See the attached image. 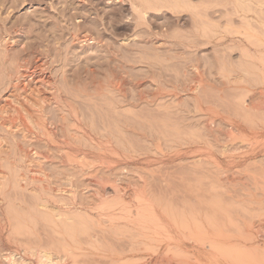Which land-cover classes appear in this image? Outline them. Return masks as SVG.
Returning a JSON list of instances; mask_svg holds the SVG:
<instances>
[{"label":"rangeland","instance_id":"rangeland-1","mask_svg":"<svg viewBox=\"0 0 264 264\" xmlns=\"http://www.w3.org/2000/svg\"><path fill=\"white\" fill-rule=\"evenodd\" d=\"M182 1V10H186L179 16L169 10L165 16L152 17V26L168 44L157 48L142 32V36H137L127 26V5L115 0H0V105L12 103L5 96L12 88V80L22 73L19 70L24 76L36 80L43 76L56 84L72 107L47 106L50 130L56 134L55 140L50 141L54 145L50 144L52 149H48L45 142H39L38 147L50 150L52 161L57 157L59 162L63 150L88 151L89 162L104 161L97 170L89 168V162L82 167L56 168L51 162L46 164V169L50 165L49 172L62 171L76 184L79 182L85 187V195L95 197L99 189L92 179L106 183L105 196L109 200L116 199L113 185L146 186L152 197H158L162 185L174 187L181 181L212 188L227 203L237 201L233 206L249 208L255 199L254 205L264 203V109L256 112L253 108L254 101L264 95V73L258 60L242 57L238 43H224L238 37L252 48L264 50V0H189L191 6ZM113 12L118 13L120 26L123 25L118 30L109 27ZM78 28L90 31L94 39L75 41L73 33ZM126 33L135 36L121 41ZM3 36L13 37L8 50ZM176 39L197 43L199 47L183 46ZM24 82L20 85L24 86ZM43 86L39 85L40 94L47 93ZM250 141L257 145L255 151ZM14 170H10L11 175ZM223 177L235 184V192L228 190L230 184L223 182ZM19 190L11 189L9 200L21 197L36 209L40 197ZM243 199H248L247 203ZM19 209L20 218H33L29 221L37 226L46 222L41 213L37 215L38 208ZM260 211L264 217V211ZM51 231L47 232L56 239L65 230Z\"/></svg>","mask_w":264,"mask_h":264},{"label":"bare ground","instance_id":"bare-ground-1","mask_svg":"<svg viewBox=\"0 0 264 264\" xmlns=\"http://www.w3.org/2000/svg\"><path fill=\"white\" fill-rule=\"evenodd\" d=\"M115 1L127 5L129 11L126 12L127 15L124 18H126L127 26L131 27L134 34L138 36L142 32L144 36L146 35L147 40H150L152 45L157 48L167 43L165 42L166 39L164 40V37H161V32L152 26V17L165 16L169 10L174 11L176 14L181 13L184 9L186 10V8L182 10L184 3L182 0ZM185 3L191 6V1L185 0ZM29 7L32 6L29 5ZM121 9L124 10L122 7ZM191 15L192 17L194 16L192 11ZM119 19L118 13L113 12L109 27L115 30L123 27V25L120 26L121 21ZM197 19L199 20V18ZM78 24L80 25V23ZM81 30L79 29V31L77 30L73 33V39L75 41L78 40L83 43L94 39L90 31ZM203 32L205 33V31ZM134 36L126 33L120 37V40L127 42ZM139 36H142V34ZM12 39V36H3L2 42L5 44V50H8L7 45ZM243 40L236 37L230 38L224 43H233V45L238 43L242 49V57L246 60H258L263 74L264 50L254 49ZM193 41L195 42V40ZM193 41L189 42L193 43ZM130 43L132 44V42ZM177 43H183V46L192 48L199 47L197 43L189 44L179 40H177ZM261 53L262 55H260ZM256 66L258 67V65ZM24 67L26 68V66ZM17 72L23 73L22 70ZM22 73L17 76L15 75L16 77L12 80V88L5 96L6 99L8 97L11 98V102L14 105L9 102L0 105V264H264V217L260 213V210L264 211V203L258 204L259 202H257V205H254L257 199L252 200V205L249 208H242L239 205L233 206L234 200L230 204L229 201L227 203L225 198L224 200L219 198L220 195L215 194L217 191L212 188L200 185H187V183L181 184V181H179L178 185L173 184L174 187L164 188L162 185L163 190L160 189V195L158 193V197H152V193L148 191L149 188L147 189L146 186L129 187L117 183L118 185L111 187L113 188V194L116 199L109 200L105 196L107 192L106 183L101 182V180L92 179L93 184L99 186L95 197H93V195H85V187L80 185L79 182L76 184L70 178L71 176L64 175L62 171L59 172L57 169L55 172H49L47 169H49L50 165L46 169L48 162L58 167H66L68 165L69 167H82L89 162V154L87 155L88 151L72 153V151L64 152L66 150H63L61 151L63 154L58 156L61 159L58 162L56 161V156V159L52 161V156H49L50 150H40L42 146L38 147L39 142H45V146L50 149V144H53L50 141H54L56 135L50 130L47 106L52 104L58 108L72 106L63 94L59 92V89L53 81L49 83L47 81L48 79L45 80L43 76L36 80L32 76H24ZM252 77H254V74ZM22 80L25 81L24 86L20 85ZM255 82H257V78ZM39 85L46 86L47 93L40 94ZM262 93L264 92L262 91ZM253 108L256 109V112L257 110L264 109V95L262 97L260 94L257 101H254ZM235 138L238 139L239 137L236 136ZM255 139L254 142L257 143ZM254 142L250 141L253 151L257 149V145L255 146ZM111 158L113 159V157ZM22 159L24 162H22ZM97 161L99 162L97 163ZM88 164L89 168L97 170L99 166H103L105 163L103 160H96V163L92 161ZM108 164L110 163L108 162ZM57 166L56 168H58ZM5 167H9L10 169L7 170ZM17 167L19 169H16ZM11 169H15L12 175L10 174ZM249 174L247 173V175ZM223 180H225L223 182H226V184H230L228 186L229 191L237 190L235 184L231 183L229 178L223 177ZM214 187L216 186L214 185ZM11 189L12 191L25 189L39 196L40 202L35 205L38 210L33 209L34 204L31 207L30 203L27 204L22 201L23 199L21 200V197L20 199L17 197L18 200H11L13 201L11 203L9 197H7ZM55 196H60V198L57 199ZM66 197L69 198L68 201H66ZM247 200H244L243 203H247ZM19 208L28 211L32 208L33 211H40L37 215L41 213V218L46 222L37 226L35 222L29 221L33 220V218H30L28 221L24 217L20 218L21 215L17 213L20 210ZM16 213L19 216H16ZM65 224L69 227H66ZM48 229L59 231L60 233L65 231L62 233V237L60 235V238L57 237L54 239L50 237L47 232ZM72 229L73 233H71ZM45 238L46 241H43L42 239Z\"/></svg>","mask_w":264,"mask_h":264}]
</instances>
